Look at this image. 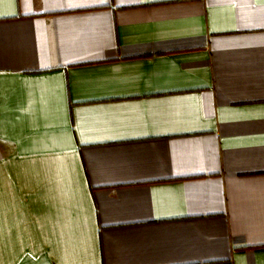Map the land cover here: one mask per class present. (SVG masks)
<instances>
[{"label": "crops", "instance_id": "crops-1", "mask_svg": "<svg viewBox=\"0 0 264 264\" xmlns=\"http://www.w3.org/2000/svg\"><path fill=\"white\" fill-rule=\"evenodd\" d=\"M0 264H264V0H0Z\"/></svg>", "mask_w": 264, "mask_h": 264}]
</instances>
